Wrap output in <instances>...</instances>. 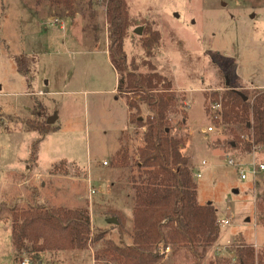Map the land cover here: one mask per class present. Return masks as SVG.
Wrapping results in <instances>:
<instances>
[{
    "label": "rangeland",
    "instance_id": "rangeland-1",
    "mask_svg": "<svg viewBox=\"0 0 264 264\" xmlns=\"http://www.w3.org/2000/svg\"><path fill=\"white\" fill-rule=\"evenodd\" d=\"M125 3L130 23L123 40L125 67L148 74L152 66L172 83L177 101L171 136L184 142L181 153L192 168L197 203L212 204L217 221L230 224L220 227L200 264H238L241 244L255 255L264 253V172L254 181H241L223 160L264 163V149L246 150L250 132L243 126L234 127L240 137L235 140L231 129L217 122L220 106L210 96L219 95L226 81L238 91L264 92V0ZM49 17L60 21H45ZM108 26L101 0H77L70 13L52 0H0V264H122L109 255L110 246L128 244L133 232L135 165L144 131L138 119L144 122L148 114L141 103L131 121L125 95L136 100L133 93L116 92L106 50ZM147 29L160 34L152 51L143 46ZM19 55L31 58L30 87L18 73L14 57ZM33 91L46 92L40 100L48 110L41 117L35 104L43 102L25 96ZM157 91L163 90L146 93ZM46 116L56 118L51 131L43 136L27 131V121L42 122ZM121 144L129 149L124 169L112 163ZM90 188L95 191L91 198ZM37 206L83 210L103 239L80 251L43 253L32 261L24 253L16 255L11 213ZM111 217L117 225L107 223ZM169 247L160 264H194Z\"/></svg>",
    "mask_w": 264,
    "mask_h": 264
},
{
    "label": "trees",
    "instance_id": "trees-1",
    "mask_svg": "<svg viewBox=\"0 0 264 264\" xmlns=\"http://www.w3.org/2000/svg\"><path fill=\"white\" fill-rule=\"evenodd\" d=\"M76 1L52 0L54 4L63 5L68 13L73 11ZM101 2L106 6L109 25L107 51L111 65L119 75L116 92L118 95L123 90L133 93L136 100L125 95L131 121L139 112L141 103L146 106L148 114L144 122L138 121L144 131L135 165L139 181L133 188V232L128 244L112 243L109 255L122 264H160L162 255H159V249L170 245L175 247V251H183L194 264H200L206 249L218 239L221 226L212 204L197 203L192 168L181 153L184 142L171 136L170 117L176 114L177 101L174 91H170L172 83L150 65L152 69L148 74H137V69L125 67L123 40L130 27L127 4L125 0ZM146 33L149 36L143 41V46L152 51L160 40V34L149 29ZM30 59L28 55L14 57L18 73L28 85L32 81L27 67ZM149 90L163 91L146 93ZM210 96L212 102L220 106L217 122L230 128L235 140H240V137L236 136L234 127L243 126L250 132L246 150L254 146L264 149V92L253 91L250 94L225 86L219 95L213 93ZM184 101L185 97L181 99ZM35 108L40 110L38 117L45 113L46 107L41 102L36 103ZM180 113L181 125H184L185 113ZM43 118L42 122L27 121V131H36L41 136L51 131L52 126L46 123L48 117ZM119 142L122 143V139ZM230 144L235 146L234 142ZM128 154L127 145L121 144L112 158L113 167L126 168ZM11 214V246L16 255L24 253L31 261L43 253L80 251L87 248L88 243L96 244L103 239L102 232L92 231L89 215L83 210L37 206ZM243 246L241 244L236 252L238 264H264V253L255 255L252 247Z\"/></svg>",
    "mask_w": 264,
    "mask_h": 264
},
{
    "label": "built area",
    "instance_id": "built-area-1",
    "mask_svg": "<svg viewBox=\"0 0 264 264\" xmlns=\"http://www.w3.org/2000/svg\"><path fill=\"white\" fill-rule=\"evenodd\" d=\"M42 94V93H40ZM217 108H219L218 105H216ZM208 132H211L212 131V128H207ZM223 160L226 161V164L230 167H233L235 168L239 178L241 181H246V180H252L254 181L255 178L257 176H259V174L263 173L264 172V163H260V162H256V160H254L253 162L251 163H244L242 162L241 160H233L231 157H226V158H223ZM104 166H106L107 164L104 163L103 164ZM206 164L203 163V166H205ZM196 177H200L199 174H196L195 175ZM95 194V191L93 189H89V196L90 198L92 197V195ZM218 223L220 224L221 228H224L225 226H229V221L228 219H224V220H220L218 221ZM170 252V247L167 246L165 248H160L159 249V255H162V256H166L168 255ZM20 264H29L27 261H21Z\"/></svg>",
    "mask_w": 264,
    "mask_h": 264
},
{
    "label": "crops",
    "instance_id": "crops-1",
    "mask_svg": "<svg viewBox=\"0 0 264 264\" xmlns=\"http://www.w3.org/2000/svg\"><path fill=\"white\" fill-rule=\"evenodd\" d=\"M45 21H48V22H54V23H59V21L60 20H58V19H53V18H51V17H49V18H45ZM62 27V26H61ZM82 41H83V39H81ZM106 50H107V47H106ZM32 57V56H31ZM107 57H108V61H109V64H110V66L112 67V65H111V62H110V59H109V52L107 51ZM35 64V61H34V63H33V65ZM33 68V67H32ZM113 68V70H114V72H115V83H116V89H117V85H118V83H117V81H118V74L116 73V71H115V69H114V67H112ZM33 70V69H32ZM33 76H32V80H33ZM31 83H32V81H31ZM30 83V84H31ZM29 87L31 86V85H28ZM260 88H264V87H260ZM40 93H42V94H40ZM35 96V97H38L39 98V100H40V97H44V95H46V92H42V91H37V92H32V93H26L25 94V96ZM40 101H42V100H40ZM43 102V104H44V107L46 106V108H47V110H48V106H47V104L44 102V101H42ZM32 103V102H31ZM31 107H32V104H31ZM29 110H30V108L29 109H27V111L29 112ZM0 111H1V109H0ZM129 113V112H128ZM48 117V116H47ZM48 119V118H47ZM129 119H130V117H129ZM122 134H124V132H122L121 133V135ZM31 164V163H30ZM15 175H18V174H15Z\"/></svg>",
    "mask_w": 264,
    "mask_h": 264
},
{
    "label": "water",
    "instance_id": "water-1",
    "mask_svg": "<svg viewBox=\"0 0 264 264\" xmlns=\"http://www.w3.org/2000/svg\"><path fill=\"white\" fill-rule=\"evenodd\" d=\"M135 34H139V29H137L135 32ZM229 85V82L226 81V86ZM142 119H138L139 122H141ZM56 121V118L54 117H48V119L46 120V123L48 125H52L54 122ZM107 223L110 225H117V220L114 217H111V219L107 220Z\"/></svg>",
    "mask_w": 264,
    "mask_h": 264
}]
</instances>
